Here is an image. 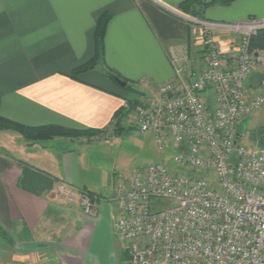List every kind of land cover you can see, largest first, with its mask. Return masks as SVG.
Returning a JSON list of instances; mask_svg holds the SVG:
<instances>
[{
	"label": "crops",
	"instance_id": "0c3cea01",
	"mask_svg": "<svg viewBox=\"0 0 264 264\" xmlns=\"http://www.w3.org/2000/svg\"><path fill=\"white\" fill-rule=\"evenodd\" d=\"M184 1L0 0V114L29 127L96 133L117 124L126 103L157 95L177 79L178 63L202 56L198 26L178 9ZM105 11L112 15L105 61L72 78L95 55V28ZM205 14L228 24L264 19V0L210 6ZM216 39L231 64L236 36L218 32ZM116 77L129 88L139 83L140 95L131 96ZM263 82L264 74L255 73L249 94ZM81 137L31 144L18 132L0 131V264H102L118 215V205L116 215L108 206L116 203L118 175L102 162V144L84 145ZM61 184L106 196L107 204L89 217L79 203L60 200Z\"/></svg>",
	"mask_w": 264,
	"mask_h": 264
},
{
	"label": "built area",
	"instance_id": "2783aa9c",
	"mask_svg": "<svg viewBox=\"0 0 264 264\" xmlns=\"http://www.w3.org/2000/svg\"><path fill=\"white\" fill-rule=\"evenodd\" d=\"M182 16L198 26L202 56L178 63L177 79L157 95L122 107V126L171 153L117 176L113 229L127 246L123 264H264V146L243 144L239 131L264 111V82L248 92L253 75L264 74V48L251 46L264 19L228 24ZM218 32L237 38L231 64ZM57 195L89 217L107 201L67 184ZM165 201L170 206L162 209Z\"/></svg>",
	"mask_w": 264,
	"mask_h": 264
},
{
	"label": "rangeland",
	"instance_id": "374dc122",
	"mask_svg": "<svg viewBox=\"0 0 264 264\" xmlns=\"http://www.w3.org/2000/svg\"><path fill=\"white\" fill-rule=\"evenodd\" d=\"M205 18L208 19L209 17L205 14ZM137 84L139 85V83ZM138 85L133 83L130 84V88L127 89V91L131 96L138 95L141 92ZM262 127H264V111L251 116L244 123L242 130H240L244 136L242 139L243 144L249 147L256 146L254 140L256 141L261 137L260 129ZM120 128L124 129L122 123H115L112 127L102 132L94 133L87 137L82 136L80 138L81 142L85 143L84 145L93 143L102 144V158L104 159H102V162L107 163L111 167L112 173L117 175H131L137 169L144 168L153 162L169 160L171 153L159 152L156 149L151 135L136 132L135 129L126 128V130H119ZM111 184V188L108 184L105 185V187L109 190L113 189L114 182L112 181ZM98 190L103 191L102 188ZM164 203L167 205H162V209H167L170 205H168L166 201ZM104 204H107V201H101L100 207ZM108 206L114 215H116L117 202H110ZM115 217L116 216H114V218ZM111 237L112 242L108 240L105 243L102 253L104 257L101 258V263L123 264L128 255L127 246L123 244L118 235L113 231L111 232Z\"/></svg>",
	"mask_w": 264,
	"mask_h": 264
},
{
	"label": "trees",
	"instance_id": "16d2710c",
	"mask_svg": "<svg viewBox=\"0 0 264 264\" xmlns=\"http://www.w3.org/2000/svg\"><path fill=\"white\" fill-rule=\"evenodd\" d=\"M236 0H185L182 2L178 9L183 13L190 15L192 17L207 20L205 18L206 9L210 6H229ZM112 18L110 12L105 11L98 19L95 33H94V41H95V55L94 57L88 61L87 63L75 68L69 76L72 78H77L80 74H83L87 71L95 69L100 63H104L105 61V37L107 33V27ZM252 48H264V30L258 31L251 40ZM125 88H129L127 85ZM0 104H1V95H0ZM131 106L139 105L141 103L137 102H129ZM123 110L121 109L117 113V120L120 124L121 115ZM119 130H124L120 128ZM242 130V127L239 131ZM0 131H14L20 133L24 139L33 144L46 140L53 139L55 137H81L86 135H92L97 131L93 130H74L67 129L60 126L55 125H47L40 127H29L23 124L11 121L0 114ZM241 132V131H240ZM260 147L264 146V127L260 129Z\"/></svg>",
	"mask_w": 264,
	"mask_h": 264
},
{
	"label": "water",
	"instance_id": "95a60500",
	"mask_svg": "<svg viewBox=\"0 0 264 264\" xmlns=\"http://www.w3.org/2000/svg\"><path fill=\"white\" fill-rule=\"evenodd\" d=\"M115 80L121 87H126L127 86V82L122 81L121 79H119L117 77L115 78Z\"/></svg>",
	"mask_w": 264,
	"mask_h": 264
}]
</instances>
